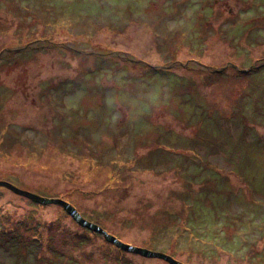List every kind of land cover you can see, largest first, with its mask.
<instances>
[{"label":"rangeland","instance_id":"374dc122","mask_svg":"<svg viewBox=\"0 0 264 264\" xmlns=\"http://www.w3.org/2000/svg\"><path fill=\"white\" fill-rule=\"evenodd\" d=\"M0 181L182 264H264V0H0ZM17 222L0 264H167L0 188Z\"/></svg>","mask_w":264,"mask_h":264},{"label":"water","instance_id":"95a60500","mask_svg":"<svg viewBox=\"0 0 264 264\" xmlns=\"http://www.w3.org/2000/svg\"><path fill=\"white\" fill-rule=\"evenodd\" d=\"M242 72H245V71H242ZM0 188H4L10 191L11 193H13L14 195L24 198L36 205L60 207L69 217L72 218V220L78 226L101 235L107 242L115 245V247L117 248L125 249L126 251H130L144 258L157 259L167 264H182L164 253L150 251V250L142 249V248H136V247L121 243L117 238L108 234L98 225L88 222L87 220L82 218L72 205H70L68 202L60 198H47V197L38 196L33 193L19 189L5 181H0Z\"/></svg>","mask_w":264,"mask_h":264},{"label":"trees","instance_id":"16d2710c","mask_svg":"<svg viewBox=\"0 0 264 264\" xmlns=\"http://www.w3.org/2000/svg\"><path fill=\"white\" fill-rule=\"evenodd\" d=\"M155 37H159L158 36V34H155ZM127 59H130V58H127ZM131 59H133V58H131ZM127 62H129V64L131 65V69H129V72L130 71H132V70H134L135 69V67H139L140 65H143V64H145L144 62H142V61H139V60H137L136 62H138L139 64H133V61L132 60H129V61H127ZM102 63V62H101ZM232 68H234L233 66H231ZM157 69V68H156ZM215 69V68H214ZM139 71L143 74L144 73V71L145 70H143V68L142 69H140L139 68ZM157 72H167V71H164V70H160V69H157L156 70ZM220 72H222L223 71V69H221V70H219ZM218 72V71H217ZM213 74V73H212ZM121 120H120V123L119 124H121ZM210 169H212L211 167H209ZM195 193V192H194ZM199 195V193L197 194V196ZM208 196V195H207ZM24 219H27V218H24ZM23 222V221H22ZM22 222H17L15 225H14V227L16 226V229H14V231L16 232H11V231H2V232H0V234H3V236L2 237H7L8 235H10L8 238H13V237H15V239L19 242L18 244L21 246L22 245V235L19 233V231H18V228L20 227V225H21V223ZM12 224H13V221L11 222ZM27 223H34L33 221H27ZM39 236H40V234H39V231L37 230L36 231V233H34V234H31V236H30V240H31V243H35V244H38V245H42V243H41V240H40V238H39ZM10 241H11V239H9ZM8 244V243H7ZM7 244H5V245H7Z\"/></svg>","mask_w":264,"mask_h":264}]
</instances>
